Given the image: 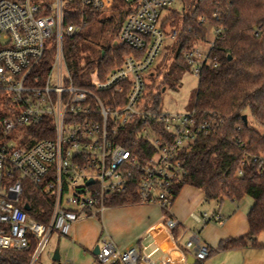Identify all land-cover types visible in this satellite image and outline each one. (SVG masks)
I'll list each match as a JSON object with an SVG mask.
<instances>
[{"label": "built area", "instance_id": "1", "mask_svg": "<svg viewBox=\"0 0 264 264\" xmlns=\"http://www.w3.org/2000/svg\"><path fill=\"white\" fill-rule=\"evenodd\" d=\"M118 2L123 8L117 7ZM172 2L0 0V251L32 247L28 264H35L53 231L65 237L76 222L99 218L108 208L107 198L125 192L131 179L137 182L138 204L170 209L173 187L184 174L179 152L212 127L207 122L196 127L192 112L179 115L144 109L143 75L165 38L176 36L169 24L163 25L168 16H162L163 11ZM103 12L122 13L118 39L107 48V55L105 46L99 48L96 60L101 63L94 65L90 82L84 79L89 63L76 57L80 73L75 84L62 40L72 41L90 24L105 21L99 16ZM90 14L95 17L88 22ZM205 25L206 46L197 45L183 54L195 75L210 63L208 51L220 30ZM106 91L111 96L102 98ZM153 124L163 125L162 135ZM129 130L135 133L129 144L142 141L155 149L147 159L141 161L122 144V132ZM12 132L19 142L11 139ZM257 160L264 167V157ZM89 180L92 183L87 184ZM28 185L50 200L46 223L30 216V208H23L27 203L20 199ZM210 220L221 218L203 214L197 219ZM176 226L175 220L166 219L161 228L171 237ZM98 248L99 264H139L141 259L136 247L121 251L107 237L101 238ZM185 248H194L197 261L208 258V246L198 241H189ZM52 264L68 263L52 260ZM159 264L178 263L165 257ZM181 264H187L186 258Z\"/></svg>", "mask_w": 264, "mask_h": 264}, {"label": "trees", "instance_id": "2", "mask_svg": "<svg viewBox=\"0 0 264 264\" xmlns=\"http://www.w3.org/2000/svg\"><path fill=\"white\" fill-rule=\"evenodd\" d=\"M122 16L118 12V15L108 16L107 22ZM94 17L95 14H90L86 19L89 22ZM201 18L204 22L200 21ZM205 22L220 30L208 51L210 63L203 65L197 75L191 112L196 127L203 122L212 127L196 135L193 143L179 152L184 174L180 184L173 187L174 199L187 185L202 191L206 202L230 199L238 203L244 197L252 200L246 215L248 232L239 238L221 240L214 250L208 247L209 257L213 252L264 247L257 240L264 232V167H259V160L254 161L264 157V134L252 128L247 119L246 123L242 119L247 117L245 112L248 110L251 119L264 127V0H192L181 12L170 13L163 25L169 24L176 32L168 51L173 67L191 70L183 54L206 41L208 27ZM64 58L75 84H78L80 69L76 56L73 58L68 52L64 53ZM159 76L160 72H151L149 76L151 82L144 95L146 110L161 111V94L168 77L159 79ZM100 95L108 98L111 91ZM124 97V94L120 97L122 104ZM136 120L143 123L139 118ZM152 126L158 134H163L162 124ZM122 133V144L141 161L155 152L142 141L129 144L134 131ZM137 188V182L131 179L125 192L107 198L106 206L138 204ZM25 199L29 204V215L46 223L51 214L50 200L32 185H28ZM161 210L165 220L172 219L169 210ZM179 234L177 226L170 232L173 240H177ZM31 249L2 250L0 264H28ZM195 264H202V261Z\"/></svg>", "mask_w": 264, "mask_h": 264}, {"label": "crops", "instance_id": "3", "mask_svg": "<svg viewBox=\"0 0 264 264\" xmlns=\"http://www.w3.org/2000/svg\"><path fill=\"white\" fill-rule=\"evenodd\" d=\"M117 52L119 55L123 53L119 50ZM248 211L241 206V202L230 199L206 202L202 191L186 185L180 189L169 209L180 233L177 240H173L161 228L165 219L159 206L134 204L107 208L99 218H86L76 222L62 244L75 258L82 255L83 261L90 254L94 258V264L98 261L92 251L95 246L100 245L102 237L110 239L121 251L136 247L141 254L139 264H156L145 255L148 249H152V254H159L157 264L165 257H171L181 264L184 258L187 260L190 256L194 257V248H185L189 241H198L214 250L221 240L245 235L248 232ZM203 214L208 218L218 214L221 221L215 222L217 225L213 221H197ZM60 241L58 239L57 249L59 260L62 261ZM258 242L264 245V238L258 239ZM68 258L67 254L64 255L63 262L76 264ZM202 264H264V247L213 252Z\"/></svg>", "mask_w": 264, "mask_h": 264}, {"label": "rangeland", "instance_id": "4", "mask_svg": "<svg viewBox=\"0 0 264 264\" xmlns=\"http://www.w3.org/2000/svg\"><path fill=\"white\" fill-rule=\"evenodd\" d=\"M192 0H173L171 6L167 10L163 11L162 16H167L172 12H181L184 7H189ZM118 8H123V4L118 2ZM100 18H103L105 21L95 22L94 24H90L87 26L79 37L74 38L72 41L67 37H64L62 40V49L64 53H70L72 57L75 56L81 61L83 64L89 63L88 72L85 74V81L90 82L94 79L95 76L90 75L95 64L101 63V60H96L99 52V47L105 46L106 55L108 54V49L112 47L113 41L118 39V31L119 27L122 24V18H115L112 22H107V17L109 16L108 12L100 13ZM69 24V23H67ZM174 40L169 38H165L162 47L153 62V65L149 69V72H153L157 74L160 72L159 79L162 76H167L168 81L164 85V91L161 94L160 100V110L165 114H179L185 115L192 111V103L195 95V91L198 84V77L193 73V70L187 69H179L173 67L171 65V59H169V46L172 45ZM46 48L49 46L48 43H45ZM199 46L205 47L206 44L199 43ZM156 69L159 71L157 72ZM148 73L143 75V79L145 83L148 85L151 82V79L148 77ZM140 109V106H139ZM245 114L247 115L246 119L248 124L264 134V127L257 125L250 117L248 110H246ZM10 137L14 141L19 142V137L16 132H12ZM78 185H81V182H78ZM25 195H23L20 199L21 202L25 201ZM214 203L216 201H213ZM241 206L245 207L248 211L252 205V200L249 197H244L242 199ZM162 212V210H161ZM217 225L218 223H213ZM196 230H199L196 228ZM260 238H264V232L260 233L257 237V240ZM58 239H60L59 248L62 256V262L64 260V255H68V260L74 261L76 264H94V258L90 254L87 256L86 260H82V255H79L78 258H75V255L70 252L69 249L63 246L64 237L60 236L56 231H53L47 248L40 255L39 259L35 264H52V255L54 251L57 249ZM152 249H148L145 251V255L152 258L156 264L158 263L159 254L151 253ZM82 260V261H81ZM66 263V262H65ZM68 263V262H67ZM99 264V263H95Z\"/></svg>", "mask_w": 264, "mask_h": 264}, {"label": "water", "instance_id": "5", "mask_svg": "<svg viewBox=\"0 0 264 264\" xmlns=\"http://www.w3.org/2000/svg\"><path fill=\"white\" fill-rule=\"evenodd\" d=\"M242 119H243V121L246 123V116H243ZM90 183H92L91 180H89V181L87 182V184H90ZM23 208H24V210H26V211L29 210V206H28L27 204H25ZM98 249H99L98 246H95L94 249H93V251H92V254H93V255H96V254L98 253V251H99ZM59 259H60L59 252H58V249H56V250L54 251L53 256H52V260H53V261H59ZM196 262H197V259L194 258L193 256H190V257L187 258V260H186V263H187V264H195Z\"/></svg>", "mask_w": 264, "mask_h": 264}]
</instances>
